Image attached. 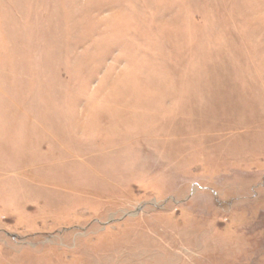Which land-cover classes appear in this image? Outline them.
Segmentation results:
<instances>
[{
    "label": "rangeland",
    "instance_id": "obj_1",
    "mask_svg": "<svg viewBox=\"0 0 264 264\" xmlns=\"http://www.w3.org/2000/svg\"><path fill=\"white\" fill-rule=\"evenodd\" d=\"M0 264H264V0H0Z\"/></svg>",
    "mask_w": 264,
    "mask_h": 264
}]
</instances>
